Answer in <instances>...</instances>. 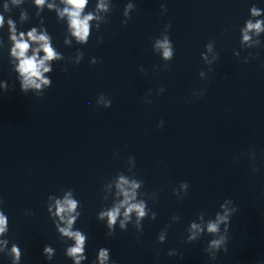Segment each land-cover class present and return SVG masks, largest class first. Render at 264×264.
I'll return each mask as SVG.
<instances>
[{
  "label": "clouds",
  "instance_id": "1",
  "mask_svg": "<svg viewBox=\"0 0 264 264\" xmlns=\"http://www.w3.org/2000/svg\"><path fill=\"white\" fill-rule=\"evenodd\" d=\"M20 0H13V3H19ZM65 5L62 11L58 10L60 17L67 16L68 28L71 35L76 38L77 43H87L89 38V21L94 19L91 12L83 14L85 6L88 4V0H62ZM35 4L43 6L45 0H35ZM49 8H53V4L48 5ZM100 9L107 8L103 0H100L98 5ZM131 7V6H129ZM251 13L253 16H259L260 10L254 4L251 6ZM4 25V17L0 16V27ZM171 27V24H170ZM8 28L10 40L12 42L11 56L14 57L18 63L15 66V71L19 73V89L22 93L27 94L29 88L39 90L41 85H48L50 81L44 77V73L51 71V67L48 62L59 59V53L54 50L50 36L43 30L39 33L37 29L33 27L30 31L25 33L23 31L17 34V29L12 20L8 21ZM243 40L245 42L251 39L249 33L259 35L264 32V20H256L254 23L248 20L246 26L243 28ZM102 42V41H101ZM36 45V47H32ZM156 47L162 50L164 59H171L174 57V45L170 42V39L166 37L164 40H158ZM31 48V55L29 50ZM43 53L40 56V53ZM96 64V60L93 61ZM15 85H10L8 82L0 85V90L7 92L14 88ZM162 90L164 88L162 87ZM203 95V94H202ZM112 101L105 102L104 108H110ZM163 120L159 121L158 127H163ZM117 196H122L123 199L116 203L113 207L106 211L99 212L98 219L104 221L106 218V227L108 231L105 233L106 236L111 237L115 234V225L117 224L118 218L121 216V209H123V219L119 221L120 229H124L126 222L131 219V214H136V224L140 225L143 218L147 215L146 205L144 201H136L137 192L136 189L140 186L135 180L129 182L128 179L123 176L120 177L119 182L116 183ZM184 188H189V184L184 181L181 184ZM231 203L234 205L232 209H228L226 205ZM3 201H0V205ZM49 218L52 220L53 226L58 233V236L67 238L68 241H74L69 244L64 251L67 258L72 261V264H81V262L87 261L86 245L88 236L85 232L77 229L73 230V224L77 220L78 216H81L80 212H77V200L65 196L63 200H56L55 211L53 212L52 206L49 205L47 208ZM219 209H223V214L220 211L215 213V219L209 220L207 223V233L211 234V239L208 240L204 248V252L207 257L211 258V261H215L219 253L228 252V243L230 240L229 230L231 218L237 213L238 207L234 201L230 198H226L220 205ZM75 213V215H73ZM34 215V213H32ZM155 216V213L153 214ZM52 217H58L59 220L52 219ZM63 225V226H62ZM221 226L223 228L221 229ZM191 228L194 230L192 235L188 237L189 242L197 241V233H202L203 228L193 223ZM9 233V218L5 214L2 207H0V236L8 235ZM139 238V237H138ZM161 241L164 240V236L159 237ZM8 239L0 240V245H7ZM95 260L91 264H116L114 260L110 261V249L101 247L97 251ZM56 254V250L48 244H45L42 249V255L48 261H52ZM158 255V254H157ZM178 255V253H177ZM5 256L10 259L11 264H21L23 252L17 243L12 242L10 250L5 251Z\"/></svg>",
  "mask_w": 264,
  "mask_h": 264
}]
</instances>
